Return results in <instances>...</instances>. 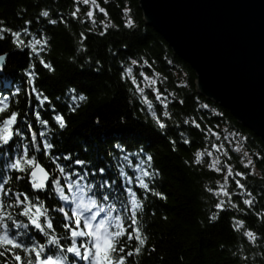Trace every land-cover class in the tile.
<instances>
[{"label":"trees","instance_id":"1","mask_svg":"<svg viewBox=\"0 0 264 264\" xmlns=\"http://www.w3.org/2000/svg\"><path fill=\"white\" fill-rule=\"evenodd\" d=\"M89 11L82 0H0V55H5L0 99L9 105L0 121L18 113L12 140L0 145V204L14 220L27 224L22 207L14 203L16 194L42 201L53 223L48 231L69 246L58 209L71 205L59 199L51 183L60 177L66 184L56 167L60 164L73 180L87 173L82 184L92 188L85 187L86 197L105 203L102 197L108 195L120 209L126 234L117 247L125 248L124 255L138 245L127 238L132 213L125 212L130 208L128 189L136 193L142 204L136 218L145 244L126 264H264V144L228 109L198 93L194 70L144 22L138 0H96L92 18ZM14 32L24 41L20 47ZM36 40L42 43L33 51ZM140 73L153 75L156 82L144 86L143 93L137 91ZM37 94L47 101L41 104ZM56 115L63 116L64 128ZM45 141L52 144L47 153ZM25 147L49 173L43 190L32 188L27 172L9 167ZM197 153L202 154L199 162ZM212 157L218 158L219 168L210 167ZM141 160L153 173L144 177L149 190L139 185ZM105 181L111 187L101 188ZM221 185L229 195L220 193ZM65 194L71 196L67 188ZM221 201L223 207L217 208ZM238 221L243 222L239 229ZM7 223L12 234L23 233L19 239L25 244H46L47 237L31 225L17 229ZM247 231L255 234L254 241L244 235ZM56 251L51 245L46 249L48 254ZM67 258L69 264H85L71 253ZM0 264H5L3 257Z\"/></svg>","mask_w":264,"mask_h":264},{"label":"snow or ice","instance_id":"2","mask_svg":"<svg viewBox=\"0 0 264 264\" xmlns=\"http://www.w3.org/2000/svg\"><path fill=\"white\" fill-rule=\"evenodd\" d=\"M85 4L92 3L95 4L96 0H83ZM101 12H104V9H99ZM47 16V12L43 13ZM75 15V13H73ZM89 18H92L93 13L89 11L87 13ZM55 23V21H53ZM132 20L129 19L127 24L129 27L132 26ZM0 32H3V29H0ZM15 38V42L18 47L24 44V41L19 39L20 33H12ZM83 35V34H82ZM3 35H0V39H3ZM42 43L39 40L32 42L33 51H36L35 44ZM4 56L0 55V62L4 60ZM42 63H44L42 61ZM133 64L136 61H132ZM45 67H48L51 70V65L45 64ZM131 72V69L128 70ZM31 76V73L29 74ZM149 79V78H145ZM150 84L154 85L155 80H150ZM135 83V80H133ZM35 92L36 90L33 89ZM137 91L143 93L144 89L138 87ZM37 99L40 100V103L43 104L47 101V97L40 99V95L37 94ZM76 99L75 97L73 98ZM79 100H84L83 95L78 97ZM157 99H160L157 95ZM5 99H0V113H3L8 109L9 105L5 102ZM144 102L148 104L149 109H151V102L144 99ZM155 115V113H153ZM167 115V113H165ZM18 113L11 112V114L2 121H0V145H7L12 140L14 135L13 126L17 123ZM37 119H39V113H37ZM55 121L60 128L65 127V121L63 116L56 115L54 117ZM41 124L46 125L47 121L40 120ZM158 123L159 120H158ZM31 127V126H30ZM160 127H164L163 123H160ZM15 133H19V129L15 130ZM41 136H44L45 133H41ZM33 146L36 147V150L39 151V147L36 145V136L33 134L32 137ZM44 151L48 152L52 148V144L44 142ZM201 153L196 154V160L199 162L201 159ZM65 159H68L65 157ZM151 157H147V161H151ZM76 164H83V161L77 160ZM219 163V160L212 162L210 167L216 168V165ZM252 163L251 160L248 161V165ZM145 161L141 160L137 165V168L140 170V176L138 177L139 185L145 190H149L148 183L145 182L144 177H151L153 173H150L144 167ZM246 165V167L248 166ZM11 169H15L21 173L27 172L29 182L35 190H43L47 187V182L49 180V173L40 165L35 156H28V148H24L23 155L19 156L12 162L9 166ZM59 170L60 176L64 178L66 184L62 185L60 177H57L51 181L56 193L59 196V199L65 204L71 205L69 208L64 206L59 207L58 211L63 214L66 223L64 228L68 232V236L71 240V244L67 247L61 244L60 237H58L54 231L51 233L48 230H53V223L48 215V209L44 206L42 201L33 202L27 194L18 193L15 196L14 203L22 207L20 215L27 218V224H21L18 221L14 220L11 213L6 210V208L0 204V257L4 258L5 264H69L67 254L71 253L78 260H82L85 264H126V259L128 256L133 254H138L141 251V248L145 244V237L141 233V228L138 226V220L136 218L137 212L141 210L142 204L141 201L137 199L136 193L128 189L129 195V204L130 208H126L125 212L131 211V225L132 231L127 233L128 240L135 238L138 241L137 247L133 251H128L126 255L125 248L123 246L117 247L121 244L120 238L125 236L126 229L123 223V217L119 214L120 209L116 207L114 203L109 202L110 197L104 195L102 197L105 203H100L93 196L85 197V187L91 190L92 185H83L82 181L85 180L87 173L83 176H78L76 180L72 179V173L66 171L65 167L60 164L56 165ZM219 170V169H217ZM104 169H100V172L103 173ZM123 175V171L121 172ZM228 175L231 176L232 172L229 169ZM236 175H241L236 173ZM127 178V177H125ZM19 179V177H18ZM227 182V177L225 178V183ZM6 183V181H5ZM239 187L243 188V185L237 181ZM101 188L111 187L107 181L100 185ZM65 188H67L68 193L71 196L65 194ZM4 189V184L0 183V191ZM225 185H221L220 193L227 196L228 192L225 190ZM8 195L7 192L3 193ZM160 196L162 194L156 193ZM23 196V199H21ZM245 204H251V200H245ZM12 205H8L11 207ZM217 208L223 207V202L221 201L216 205ZM116 213V215H113ZM103 214V215H101ZM43 218V219H41ZM8 221H11L12 225L19 228H27L28 225H31L39 232L43 233L47 237L46 244H39L33 242L31 245H27L19 239L23 233L17 231L15 234H12L9 229ZM241 221H238L235 227L239 229L242 226ZM249 240L254 241L256 239L255 234L251 231L244 233ZM78 238L81 239L78 243ZM55 246L57 249L56 252L48 254L46 252L47 247ZM17 250H20L19 252ZM23 253V257L20 253ZM115 254V255H114ZM75 264V261L72 262Z\"/></svg>","mask_w":264,"mask_h":264},{"label":"water","instance_id":"3","mask_svg":"<svg viewBox=\"0 0 264 264\" xmlns=\"http://www.w3.org/2000/svg\"><path fill=\"white\" fill-rule=\"evenodd\" d=\"M138 6L144 22L194 70L198 93L264 144V0H138Z\"/></svg>","mask_w":264,"mask_h":264},{"label":"rangeland","instance_id":"4","mask_svg":"<svg viewBox=\"0 0 264 264\" xmlns=\"http://www.w3.org/2000/svg\"><path fill=\"white\" fill-rule=\"evenodd\" d=\"M83 1V0H82ZM89 4V9H90V11H92L93 10V8H94V4H92L91 2L90 3H88ZM141 75V85L140 86H138V87H140V88H143L144 86H150V85H152V84H150V82H149V79L150 80H155V77L153 76V75H148V74H144V73H140ZM149 78V79H145V78ZM215 160H218V158L217 157H212V159H211V164H212V162L213 161H215ZM216 168H219V163L216 165ZM136 172H138V170H136ZM138 174H139V172H138ZM127 179L128 180H132L130 177H127ZM84 195H85V193H84ZM86 197V196H85Z\"/></svg>","mask_w":264,"mask_h":264}]
</instances>
